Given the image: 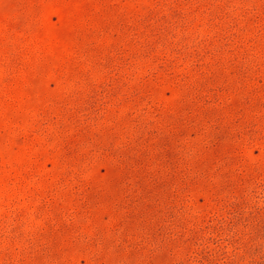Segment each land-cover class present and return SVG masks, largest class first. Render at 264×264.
Here are the masks:
<instances>
[{
  "label": "rangeland",
  "instance_id": "rangeland-1",
  "mask_svg": "<svg viewBox=\"0 0 264 264\" xmlns=\"http://www.w3.org/2000/svg\"><path fill=\"white\" fill-rule=\"evenodd\" d=\"M0 264H264V0H0Z\"/></svg>",
  "mask_w": 264,
  "mask_h": 264
}]
</instances>
